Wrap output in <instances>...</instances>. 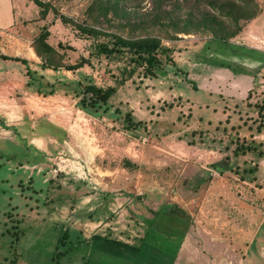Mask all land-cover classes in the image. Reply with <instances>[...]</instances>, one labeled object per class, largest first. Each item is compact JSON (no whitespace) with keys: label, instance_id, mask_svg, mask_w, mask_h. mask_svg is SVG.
<instances>
[{"label":"rangeland","instance_id":"374dc122","mask_svg":"<svg viewBox=\"0 0 264 264\" xmlns=\"http://www.w3.org/2000/svg\"><path fill=\"white\" fill-rule=\"evenodd\" d=\"M40 1L0 29V264H264V0Z\"/></svg>","mask_w":264,"mask_h":264},{"label":"trees","instance_id":"16d2710c","mask_svg":"<svg viewBox=\"0 0 264 264\" xmlns=\"http://www.w3.org/2000/svg\"><path fill=\"white\" fill-rule=\"evenodd\" d=\"M34 2L36 5L42 8V2L40 0H30ZM89 34H96L95 31H88ZM48 33H41L36 38V41L42 44L44 51L46 54L51 53L54 49L51 45L46 43V38ZM112 42H102L95 45L97 54H104L106 56L109 55H124L128 54L129 61L132 62L133 68L138 66H142L144 68V73L153 74L154 70L159 66L161 62V55L164 53V49L161 46V43L156 38H142L137 40L125 39L118 35H110ZM0 58L2 59H13V60H21L23 59L17 57H9L7 55L0 54ZM42 60L45 65H49V56L46 57L42 55ZM87 61H81L72 66H67V68H78L82 66ZM51 65V64H50ZM132 73V71H130ZM115 91V88L112 86H108L106 88L99 87L94 83L85 84L83 87V92L85 94H91V101L94 103H107L111 94ZM257 107H259V112L262 113L264 110V103H257ZM44 124L55 128L51 123L45 122ZM66 231L61 234L60 241L64 242L66 239ZM65 237V238H64ZM83 264H98L90 257L84 260Z\"/></svg>","mask_w":264,"mask_h":264},{"label":"crops","instance_id":"0c3cea01","mask_svg":"<svg viewBox=\"0 0 264 264\" xmlns=\"http://www.w3.org/2000/svg\"><path fill=\"white\" fill-rule=\"evenodd\" d=\"M0 2H1L0 29H2L13 24L15 20V16H14V5L12 4L13 0H0ZM92 253H94V256ZM87 256L90 257L95 262L98 261V263L100 264H106L107 262L108 264L111 263L109 258H112L115 261V264H141L139 261L122 258L118 255H114L113 253L109 252L108 247H99V246L93 247V245H91V248H89V252L87 253ZM106 257H108L107 260L104 259Z\"/></svg>","mask_w":264,"mask_h":264}]
</instances>
